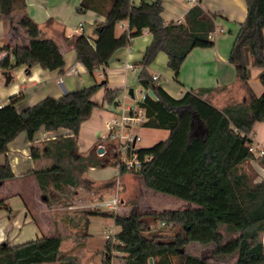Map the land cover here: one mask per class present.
<instances>
[{"label": "trees", "instance_id": "trees-1", "mask_svg": "<svg viewBox=\"0 0 264 264\" xmlns=\"http://www.w3.org/2000/svg\"><path fill=\"white\" fill-rule=\"evenodd\" d=\"M19 1L24 9L19 24L27 30L30 40L14 48L0 45V51H6L0 59V68L12 70L39 64L45 69L62 71L66 60L60 44L54 38L41 35L40 24L25 9V0H0V19H10ZM245 2L248 13L230 54V61L236 65L243 81L248 79L246 49L251 50L255 64L264 68V0ZM89 9L106 17L99 24L102 29L95 44L85 33L65 37V40L76 49L78 59L92 75L95 69L109 65L116 51L132 45L134 38L145 29L153 33V40L140 60L138 81L147 93L140 105L146 117L144 126L168 129L169 135L153 146L140 148V170H130L121 164L120 172L134 171L143 177L149 188L198 205L178 210H132L125 214L88 210L85 217L88 214L112 216L122 227L116 236L119 242L110 237L102 250L107 262L113 264V258L119 257L114 252L121 251L119 264H151V258L153 264H219L186 250L191 243L199 242L213 245L214 256L235 257V264H264V179L255 180L258 173L250 164L256 157L250 149L253 142L250 133L257 121H264V94L261 97L252 94L248 105L219 109L198 91H188L182 98H174L149 70L158 54L164 51L169 57V67L175 77L178 76L192 49L214 45L210 33L216 26V14L207 13L196 3L183 21L167 22L163 17L164 0H142L139 5L133 0H81L78 10ZM125 20L129 21V27L117 35V25ZM261 79L264 82V70ZM107 84L106 78L59 97L47 96L23 111L16 106L20 96H11L0 108V156L22 131H27L33 141L43 126L47 130L70 129L75 145L83 121L92 115L97 105L93 96ZM149 90H153L156 97ZM119 93L120 89L106 88L109 101ZM113 146L107 142L106 155L91 157L92 163L119 165L111 150ZM32 150L36 157L37 147L33 146ZM258 162L264 167V154L258 157ZM59 169L56 164L35 171L43 189L48 176ZM14 176L8 161L0 164V180ZM4 207L5 199H1L0 209ZM167 227L174 231L169 234ZM222 227L236 235L227 239ZM62 242L61 234L37 237L16 245L6 241L0 245V264L64 262Z\"/></svg>", "mask_w": 264, "mask_h": 264}, {"label": "crops", "instance_id": "crops-1", "mask_svg": "<svg viewBox=\"0 0 264 264\" xmlns=\"http://www.w3.org/2000/svg\"><path fill=\"white\" fill-rule=\"evenodd\" d=\"M25 2L26 11L41 26V35L54 38L60 44L66 65L62 71L45 69L39 64L31 67L24 65L7 70L11 72L12 77L9 82L6 79L5 84L0 80V102L5 105L10 101L11 96L19 95L20 99L16 104L19 111L25 110L47 96L59 97L94 83V74L92 75L85 68L77 57L76 49L65 40V37L81 34V31H85V27L89 23L90 29L85 34L95 44L98 37L97 28L106 19L105 15L91 9L80 12L78 6L81 0H25ZM133 2L139 5L142 0H133ZM196 3H199L207 13L216 14L215 29H217V34L214 38V45L192 49L176 77L168 65L167 53L161 51L149 66L151 74H159L158 82L174 98H182L188 91H198L204 99L219 109L248 105L252 94L258 97L263 96L264 82L261 79V74L264 68L255 64V57L251 50H245L248 65L247 81H243L239 77L236 65L230 61L231 50L241 23L246 19L248 13L245 0H164L163 17L167 22L183 21L187 11ZM23 10L22 3L19 1L10 19H0V45H9L14 48L17 44L29 43L30 37L27 30L19 24ZM118 27L121 28V32L117 33L116 29V33L120 35L129 27V21L120 22ZM152 40L153 33L145 29L141 35L134 38L132 47L126 46L119 49L109 65L95 69L94 73L98 72L103 80L106 78L108 80L107 87H101L93 96V100L97 104L96 107H100L101 113L107 116L106 121L113 112L109 103L114 101H109L106 98V88L120 89L117 96L126 97V90L131 88L134 81H138L142 68L140 60ZM5 54L6 51H0V59ZM127 62H131L133 67H127ZM3 71L5 70L2 69ZM99 92L100 99L97 100L96 95ZM94 110L92 115L95 114ZM90 119L91 117L83 121L75 145L71 141L73 132L70 129L61 127L47 130L44 126L36 132L33 141L30 140L27 131H22L9 143L8 151L0 156V164L8 161L15 176L0 180V200L5 199L6 204V207L0 209V245L6 241L11 245H16L37 237L59 234L55 229L57 220L63 219L62 221L65 222V220H70L71 214L76 211L85 213L86 210H92L91 208L62 209V203H58V201L63 198L61 186L65 183L76 188L79 198L86 194L96 195V191L100 192L98 197L80 199V202H90L116 193L121 196V193H125L133 175L128 171L121 173L120 167L116 165L118 176L108 177L106 171L110 163L105 165L90 163L89 167L81 166L82 177L91 181V185L76 184L66 178L60 179L65 171L60 160H63V155L66 152H75L79 162L82 160L85 162L91 151L93 159L102 157L96 153V145L100 142L104 145L107 143L104 138L108 134V129L96 126V123ZM250 136L256 156L250 160V164L258 173L255 180L260 181L264 179V167L258 162V157L264 154V121H257L254 124ZM102 138L103 140L100 141ZM33 146L37 147L36 157L33 154ZM55 163L61 169L48 176L46 187L43 189L35 171L53 166ZM94 168H101L99 175L90 172ZM137 176L142 178L146 185L143 177L138 174ZM52 178H55V181L51 184L48 183ZM146 187L148 186L146 185ZM112 188H114L113 193L110 191ZM121 198L122 205L126 204V199L123 196ZM187 203L191 208L198 206L194 202L187 201ZM134 207H138V204H134ZM110 210L104 208L102 211ZM57 214L65 215L60 218ZM96 215L100 214H88L85 217L87 236L84 247L89 253L96 251L86 248L87 239L93 236L90 229L92 218ZM104 217L107 221L110 219L111 223H114V227L108 231L103 230V242L98 250H103L109 238L116 237L122 231V227L115 223L114 217ZM98 262H100L99 259Z\"/></svg>", "mask_w": 264, "mask_h": 264}, {"label": "rangeland", "instance_id": "rangeland-1", "mask_svg": "<svg viewBox=\"0 0 264 264\" xmlns=\"http://www.w3.org/2000/svg\"><path fill=\"white\" fill-rule=\"evenodd\" d=\"M85 31L82 30L81 33H88V30L90 29V24L88 23L85 27ZM121 32V28H117V33ZM94 82L102 81L103 78L100 77L98 72L94 73ZM93 77V78H94ZM0 80L3 81L5 84L6 78L3 75L2 69L0 68ZM6 86V85H5ZM131 87L134 88V96L126 95L125 97V106H134L137 107L138 104L142 101V97L144 94V88L140 85L138 81H134L133 84H131ZM96 99H100V92L96 95ZM101 108L96 107L94 110V115L90 116L91 121H94L96 123V126L107 127L106 124V118L107 116L104 113H101ZM117 117L118 119L121 118V114L112 112L108 118H114ZM134 133H139L141 135V140L138 141L137 146L140 148L150 147L156 144L157 142L165 139L168 136L169 130L164 128H151L146 127L144 124L139 121L138 123L133 124V128L130 129ZM107 131V130H106ZM106 145V144H105ZM113 152V148L111 149ZM96 153L99 155L97 149ZM105 156V155H104ZM92 157V151L88 153L86 157V161L79 162L76 158L75 152H66L63 155V160H60V163L62 162L65 171L61 178H66L68 181H73V183H82L85 185H91V181H88L82 177L81 166L86 165V167H89L90 163L92 161L90 160ZM56 165V163L54 164ZM101 168H94L90 170V172L94 175H99V171ZM130 172L133 177L131 183L127 186L125 193H121V196H123L126 199V204L122 205L118 211V213L125 214L132 210L138 211V212H145V211H163V210H178V209H186L191 208V206L187 203V200H184L180 197L164 193L161 191H155L154 189H151L149 187H146L144 185L142 178L137 176V174L134 171H128ZM108 177H117V166L114 164H110L106 171ZM55 181V178L49 179L48 183H53ZM78 189V188H77ZM80 190V188H79ZM114 188H112L110 191L112 193ZM96 191V190H95ZM94 191V192H95ZM61 193L63 195V198L58 201V203H62V206H67L69 204H78L81 203L80 199H89V198H96L99 196L100 192L96 191V195L93 194H86L82 196V198H79L78 193L76 192V188L70 186L69 184L65 183L63 186H61ZM106 198L111 197L110 195H106ZM134 204H138V207H134ZM63 209V208H62ZM65 210L67 207L64 208ZM76 210V209H73ZM79 210V209H77ZM88 210L85 211V213ZM85 213L81 212H74L71 214L70 220H65L63 222L61 219L60 221L57 220V228L56 231H58L59 234L63 236V243H62V252L67 256H65V261L60 262L57 261L52 264H109L107 262L106 257L102 253V250H98L102 246L103 242V230H109L114 227V223H111V220L108 221L104 216L96 215L92 218V225H91V233H93V236L90 239H87L86 242V248L89 250H96L92 253H89L85 250L84 247V241L87 236V221L85 220ZM65 214H57L60 218H62ZM62 216V217H61ZM166 232L169 234L172 233L171 228L167 227ZM222 230L224 231L226 238L229 239L236 234L229 233L225 227H222ZM53 231V230H52ZM148 233V232H147ZM214 246L213 245H203L200 243H191L188 247H186V250L192 253L199 254L202 257H205L208 260H211L213 262L219 263V264H235V257H217L214 256L213 253ZM98 250V251H97ZM114 254H118L117 258H113L114 264L120 263V256H122L118 251H115ZM98 259L100 262H98ZM94 260H97L96 263Z\"/></svg>", "mask_w": 264, "mask_h": 264}, {"label": "built area", "instance_id": "built-area-1", "mask_svg": "<svg viewBox=\"0 0 264 264\" xmlns=\"http://www.w3.org/2000/svg\"><path fill=\"white\" fill-rule=\"evenodd\" d=\"M217 34V29H214L210 33L212 39L215 38ZM132 47V45H128ZM127 67H133L131 62L126 63ZM155 80H159V74H153ZM130 89L126 90V95H131L129 92ZM146 92H144L142 100L146 98ZM113 112L121 114V118L117 117L109 118L106 121L108 127V134L104 138L107 142H111L113 146V152L118 158L119 167L121 164H125L128 169L138 171L141 168L142 160L139 157L140 147L137 146L139 140H141V135L139 133L132 132L133 124L141 121L143 124L146 117L143 107L140 103L137 107L134 106H125V96L120 98L117 96L112 103H109ZM3 104L0 102V108ZM103 140V138H102ZM99 148H102L103 151L100 152ZM250 149L254 151V147L251 145ZM97 151L99 155L104 156L107 153L106 145L99 144ZM123 204L121 196L116 193L108 198H97L90 202H82L78 204H69L67 206H62V208H91L93 210H103L104 208H109L115 212H118L121 205ZM112 237V236H111ZM114 241L119 242L115 236H113ZM121 243V241H120ZM121 255L123 253L118 251Z\"/></svg>", "mask_w": 264, "mask_h": 264}, {"label": "water", "instance_id": "water-1", "mask_svg": "<svg viewBox=\"0 0 264 264\" xmlns=\"http://www.w3.org/2000/svg\"><path fill=\"white\" fill-rule=\"evenodd\" d=\"M101 29H102V26H99V27L97 28L98 32H100ZM3 75L6 77L7 82H9V81L11 80L12 74H11L10 71H7V70L3 71ZM129 92H130L131 96H134V95H135V93H134V88H133V87L130 88ZM148 92H149L152 96L156 97V95H155V93L153 92V90H149ZM99 151L102 152L103 149H102V148H99ZM150 263L153 264V259H152V258L150 259Z\"/></svg>", "mask_w": 264, "mask_h": 264}]
</instances>
